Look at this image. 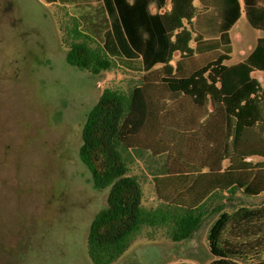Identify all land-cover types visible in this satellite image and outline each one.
Segmentation results:
<instances>
[{
	"label": "trees",
	"instance_id": "obj_1",
	"mask_svg": "<svg viewBox=\"0 0 264 264\" xmlns=\"http://www.w3.org/2000/svg\"><path fill=\"white\" fill-rule=\"evenodd\" d=\"M42 1L70 11L69 64L94 76L114 66L141 73L127 91L104 87L81 128L78 157L91 185L109 188L86 236L92 264H112L143 230L148 240L190 239L208 217V264H264V205L217 203L224 192L264 191V88L253 74L264 72V37L226 63L241 3L263 31L264 6L226 0L216 34L204 37L193 26L194 0ZM145 154L162 159L151 208L129 167Z\"/></svg>",
	"mask_w": 264,
	"mask_h": 264
},
{
	"label": "rangeland",
	"instance_id": "obj_2",
	"mask_svg": "<svg viewBox=\"0 0 264 264\" xmlns=\"http://www.w3.org/2000/svg\"><path fill=\"white\" fill-rule=\"evenodd\" d=\"M72 23L58 4L0 0V264H92L86 236L109 188L91 185L78 157L81 128L104 87L127 91L140 76L115 66L94 76L69 64L62 35ZM233 48L228 64L240 57L236 41ZM253 74L264 88V72ZM161 163L146 154L130 159L146 208L158 204L153 174ZM213 218L180 242L148 240L143 230L112 264H203L212 259L206 234Z\"/></svg>",
	"mask_w": 264,
	"mask_h": 264
},
{
	"label": "crops",
	"instance_id": "obj_3",
	"mask_svg": "<svg viewBox=\"0 0 264 264\" xmlns=\"http://www.w3.org/2000/svg\"><path fill=\"white\" fill-rule=\"evenodd\" d=\"M225 1L226 0H194V5L198 8V14L196 15V17H194L192 21L196 32H198L204 37H211L216 34V31L221 21V11L225 4ZM239 1L241 2V0ZM256 3L264 6V0H256ZM240 12H241L240 17L235 21V23L232 25V27L229 30V35H230L231 45H232L231 54H233V50H234L233 48L234 41L238 43V47L240 49L239 51L240 57L234 63H237L245 59L255 47L257 39L264 37L263 30L254 29L250 27L245 17L242 3L240 6ZM240 27H243L244 30H241ZM230 59H231V55H230ZM228 61H226L227 64H228ZM234 63H231V64H234ZM117 68H119L122 72L128 74L129 76H134V75L140 76L141 75L140 72H136L130 69L129 67H123V68L117 67ZM224 194L225 196L222 199H220L217 203L223 202V203L229 204L230 206H234V207H238L240 205H248V206L264 205V191L257 195H246L242 192L241 189H238L235 191L233 195L229 196L228 199L226 197L227 193L224 192ZM207 257H208V254H207ZM210 261L211 260H209V257H208V259L203 264H208ZM174 264H201V263H199L197 260L185 259L183 261H179Z\"/></svg>",
	"mask_w": 264,
	"mask_h": 264
}]
</instances>
